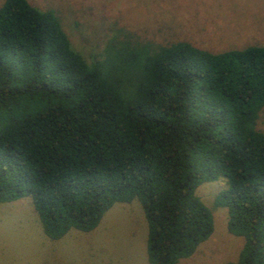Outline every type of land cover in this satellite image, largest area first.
<instances>
[{"label": "trees", "instance_id": "obj_1", "mask_svg": "<svg viewBox=\"0 0 264 264\" xmlns=\"http://www.w3.org/2000/svg\"><path fill=\"white\" fill-rule=\"evenodd\" d=\"M264 45L212 52L117 32L89 59L59 17L0 5V202L30 196L44 233L93 230L136 198L149 264H177L214 230L195 193L243 238L235 261L264 264Z\"/></svg>", "mask_w": 264, "mask_h": 264}, {"label": "rangeland", "instance_id": "obj_2", "mask_svg": "<svg viewBox=\"0 0 264 264\" xmlns=\"http://www.w3.org/2000/svg\"><path fill=\"white\" fill-rule=\"evenodd\" d=\"M4 0H0V5ZM50 9L74 49L89 59L115 33L158 44L187 41L220 52L264 45V0H28ZM257 127L264 132V107ZM225 177L200 183L195 193L213 212L214 230L177 264L235 261L243 238L227 229V209L216 205ZM147 224L139 201L114 203L89 232L70 229L59 239L43 231L30 196L0 202V264H149Z\"/></svg>", "mask_w": 264, "mask_h": 264}]
</instances>
